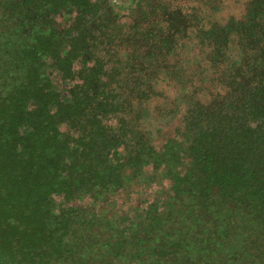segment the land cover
<instances>
[{
    "label": "trees",
    "instance_id": "trees-1",
    "mask_svg": "<svg viewBox=\"0 0 264 264\" xmlns=\"http://www.w3.org/2000/svg\"><path fill=\"white\" fill-rule=\"evenodd\" d=\"M110 1L0 0V264H264V0ZM159 78L188 105L158 149Z\"/></svg>",
    "mask_w": 264,
    "mask_h": 264
},
{
    "label": "rangeland",
    "instance_id": "rangeland-1",
    "mask_svg": "<svg viewBox=\"0 0 264 264\" xmlns=\"http://www.w3.org/2000/svg\"><path fill=\"white\" fill-rule=\"evenodd\" d=\"M137 0H111V6L114 8L119 15L125 16L129 14ZM244 0H228L224 11H221V15L224 17L227 14L233 13L238 10L239 7L243 5ZM189 51L191 47L187 48ZM197 53V51H195ZM195 53V55H196ZM184 56H186V51H184ZM202 56V54H201ZM240 57V52L236 49L229 52L228 60H236ZM196 60H200L196 55ZM203 60V59H202ZM203 61L202 67L197 68L198 74L205 71L206 75H209V69L206 67ZM209 71V72H208ZM196 72V71H195ZM196 72V74H197ZM57 77V75H55ZM194 78H185L186 83L184 85H189L191 88L190 80ZM203 78H196L194 85L200 88L207 86L208 84L199 81ZM58 80V77L56 78ZM184 78H159V80H154L153 84L157 86L158 90L153 93L152 99L145 104L146 110H144L141 123L146 132L149 133V137L152 139V143L159 149L162 145L171 137H178L177 127L183 123L184 115L188 105V99L185 97L186 92L183 91ZM192 89V88H191ZM201 90V89H200ZM203 91L197 93L196 96L202 98ZM169 188V182L167 180H162L159 182H153L150 186L146 188H132L127 191L121 192L114 197L117 207L128 208L129 204L132 203L134 206L131 208V214L136 217L141 216V214L146 212L148 206V201H145L144 197L155 198L156 196H164V193ZM134 190V191H132ZM132 191V192H131ZM162 191V192H161ZM141 196L143 200L138 201V196ZM87 200H79L74 202V205H84L87 204ZM135 208V209H134Z\"/></svg>",
    "mask_w": 264,
    "mask_h": 264
}]
</instances>
